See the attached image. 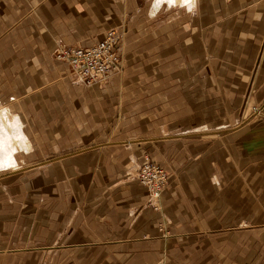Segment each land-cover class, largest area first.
Masks as SVG:
<instances>
[{
    "label": "crops",
    "instance_id": "obj_1",
    "mask_svg": "<svg viewBox=\"0 0 264 264\" xmlns=\"http://www.w3.org/2000/svg\"><path fill=\"white\" fill-rule=\"evenodd\" d=\"M123 23L125 70L106 85L55 59ZM204 78L227 112L264 106V0H0V116L24 134L9 135L16 160H47L35 190L48 196L0 198V264L50 250L51 264H264V120L241 137V123L204 122ZM145 153L171 172L153 205Z\"/></svg>",
    "mask_w": 264,
    "mask_h": 264
},
{
    "label": "rangeland",
    "instance_id": "obj_2",
    "mask_svg": "<svg viewBox=\"0 0 264 264\" xmlns=\"http://www.w3.org/2000/svg\"><path fill=\"white\" fill-rule=\"evenodd\" d=\"M122 25L123 26H121L120 28H112V29H109V30H118V31L122 32L124 34V38H126V36H127L126 23H123ZM107 32H106V34H107ZM105 36H107V35H105ZM64 47H75V46H64ZM60 48H62V47H60ZM55 54H56V52L54 53V55ZM55 59L58 60L56 58V55H55ZM124 70H125V60H124V55H123V70L121 72L113 73L111 76H113L114 74H117V75L118 74H122L124 72ZM110 77L106 81L101 83L100 85H106V83H108ZM74 82H76V81H74ZM201 82H203L202 85H201V88L203 87V89H204L203 90V93H204V97H203L204 105L203 106L207 109V106L209 104H214L213 105L214 109L216 108L214 111L211 110L213 113H211L210 116H207L208 112H206V111L203 112L204 113L203 116L205 118V119H203V120H205L204 122H207V121L212 122V121H215V120H219L220 123H222V122H226V121L230 120V122H233V124L236 123L235 125L241 123L239 126L234 127V129H236V130L239 129L238 135L241 137L247 132L245 128L250 127L254 122H258L261 119L264 120V106H254L253 107V111H251L252 114H250V112H249V115H248L249 117L248 118L245 117L246 119L243 118V116H242L243 112H238L237 115H235V113L232 112V111H230V112H227V110L225 111L224 110L225 106L223 105V103H224L223 96H221V94H216V93L215 94L214 93L213 94H209L208 93L209 90H207V85L211 84V83L209 81H206L205 78ZM76 83H78V82H76ZM197 83H199V82H196L195 80H190V82L188 84V88H191L192 90H194L196 85H197ZM97 84H99V83H97ZM92 85H95V84H92ZM92 85H85V86H92ZM219 102H220V104H219ZM194 106H195V102H194ZM197 111L200 112L201 109L198 108ZM240 117L243 118V121L238 123V121H239L238 119ZM17 119H19V118L17 117ZM193 129H200V128H193ZM172 132H182L183 133L182 128H179V127H176L174 129V131H172ZM205 132H207V131L205 130ZM214 132H215V129H214ZM215 134H217V133H215ZM208 135L212 136L211 133H209ZM163 136H164V133H163ZM163 136H161V138H163ZM241 146L242 145H240V147ZM239 149L240 148H238V150ZM147 156L155 164H157L158 167H161V169L166 173V175H167L166 176L167 177V182H166V186H165V189H166V187L168 186V184L170 182V179H171V172L169 170L170 168H168V166L163 164V163H159V162L155 161V159L148 153L144 154L143 162L136 169V171L138 172L137 173V179L142 184L141 180L138 177V174H139L140 169L142 168L143 164L145 163V158ZM16 161H17L16 162L17 165H15L16 163L14 165H10L8 169H7V166L6 167H0V195H1L0 198L8 199V201L10 200L12 202L14 200H20L22 198H25V193H28L27 197L30 198V199H33V200H35L36 198L46 199L48 197L46 194L41 196V193H42L41 185L40 186L38 185V187H39L38 193L35 190V188H36L35 184H36V179H37V175H36L35 169H36V166L41 165V163H43V162L45 163V161H47V160L44 161V159H38V158L29 157V158H19ZM231 161L233 162L232 159H231ZM241 167H243V166H241ZM241 167L238 168L236 175H233L231 173V182L238 183V182H243L244 181V179H243V171H242ZM240 172H241V174H240ZM134 173H135V170H134ZM41 177H43V176H41ZM45 177H43L44 178L43 181L40 179V183H43V182L46 181ZM223 177L224 176H220L221 181H223L222 180ZM14 178L15 179L17 178L16 179L17 181ZM9 179H13V181L11 183H14L16 181L14 184H12L13 186H6L7 182H9ZM21 182H24L25 184H28L29 187H28L26 192H25V189L23 187H21ZM14 187H16L17 190ZM165 189H164V191H165ZM15 190L18 191V192H16ZM49 190L50 189L45 190V193H50L51 191H49ZM151 201L152 200L150 198L149 204H152ZM17 209H18V207L15 210H17ZM15 215H16V212L9 217L10 222H15V223L18 222L17 220H15V219H17V218H15ZM16 216H18V215H16ZM47 220H45V221H47ZM28 221L31 222V218H29ZM45 224H47V223H45ZM234 225L231 226V229H233V228L240 229L241 228L240 230H242V228H243L242 226H237V224H234ZM46 229H47V225H45V229H44V234L45 235L47 234ZM0 242H1L0 243V247H1L0 248V254H1L0 255V260H3L5 258V255H7V253L4 254V251H3V248H5V245L7 244V242L5 240H3V239H1ZM9 245L10 244H8L6 246H9ZM11 246H16V244L13 243ZM7 251H9V249ZM50 252H52V251L50 250ZM50 252H48L47 255L45 256L46 264H51V254H50ZM19 259L20 258L18 257V260H17L18 262L20 261ZM12 264H16V258H12ZM156 264H169V263L165 262L164 260H160Z\"/></svg>",
    "mask_w": 264,
    "mask_h": 264
},
{
    "label": "built area",
    "instance_id": "obj_3",
    "mask_svg": "<svg viewBox=\"0 0 264 264\" xmlns=\"http://www.w3.org/2000/svg\"><path fill=\"white\" fill-rule=\"evenodd\" d=\"M105 38L89 48L62 47L56 51V58L70 66L75 80L85 85L101 84L113 73L123 70L122 46L124 34L109 30ZM148 156L138 174L142 184L150 193L151 203L162 198L167 177Z\"/></svg>",
    "mask_w": 264,
    "mask_h": 264
},
{
    "label": "bare ground",
    "instance_id": "obj_4",
    "mask_svg": "<svg viewBox=\"0 0 264 264\" xmlns=\"http://www.w3.org/2000/svg\"><path fill=\"white\" fill-rule=\"evenodd\" d=\"M0 118H1L0 119V167H6L9 165L15 164L16 159L14 157V152L17 151L16 149L18 147V146L16 147V144L12 143L13 137L11 139V137H9V135L13 134V136H18V138L16 140H18L17 142H20V138L23 139L24 134H22L20 131H17V132L16 131L15 132L10 131L7 133V130H8L7 125L9 123V121H8V123L6 122L7 123V125H6V123L3 121L1 116H0ZM1 122H2V127H1ZM13 125L14 124H12V128H13ZM4 130H5V132H4ZM5 134H6V137H5Z\"/></svg>",
    "mask_w": 264,
    "mask_h": 264
}]
</instances>
